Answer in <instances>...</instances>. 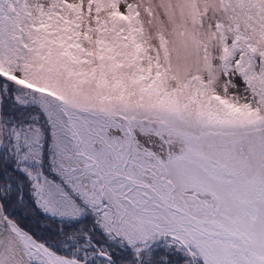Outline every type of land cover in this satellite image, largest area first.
Segmentation results:
<instances>
[{"label": "snow or ice", "instance_id": "1", "mask_svg": "<svg viewBox=\"0 0 264 264\" xmlns=\"http://www.w3.org/2000/svg\"><path fill=\"white\" fill-rule=\"evenodd\" d=\"M0 264H264V0H0Z\"/></svg>", "mask_w": 264, "mask_h": 264}]
</instances>
